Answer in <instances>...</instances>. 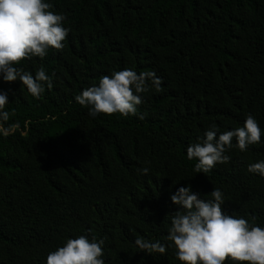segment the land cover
<instances>
[{"label": "trees", "instance_id": "trees-1", "mask_svg": "<svg viewBox=\"0 0 264 264\" xmlns=\"http://www.w3.org/2000/svg\"><path fill=\"white\" fill-rule=\"evenodd\" d=\"M46 2L65 16L64 47L15 67L42 68L51 89L36 99L0 79L17 125L0 136V264H45L80 235L104 240V264H181L165 236L183 186L201 199L220 189L223 214L264 227V178L247 171L264 160V0ZM124 68L155 72L160 91L148 81L135 115L90 117L74 97ZM249 114L261 142L241 152L233 138L227 163L196 173L187 146ZM136 238L166 250L139 252Z\"/></svg>", "mask_w": 264, "mask_h": 264}, {"label": "clouds", "instance_id": "clouds-1", "mask_svg": "<svg viewBox=\"0 0 264 264\" xmlns=\"http://www.w3.org/2000/svg\"><path fill=\"white\" fill-rule=\"evenodd\" d=\"M46 0H0V79L4 82L20 81L33 97L38 99L45 86L51 89L50 77L41 68L34 75L15 67L31 57L43 58L49 49L61 50L69 29L63 26L65 16L51 11ZM151 87L159 92L161 80L155 72L137 74L130 68L102 76L98 85L87 87L74 97L76 103L88 109V115H135L142 102V94ZM7 95L0 92V136L10 135L17 125H5L9 112L5 111ZM142 118V116L138 117ZM261 129L249 114L243 126L218 134L215 124L203 133L202 141L186 148L189 160L195 159L194 171L207 173L218 163L230 159L226 150L234 147L241 152L249 145L261 142ZM147 173L148 169L140 170ZM247 171L264 178V160L249 164ZM210 198L201 199L189 186L177 188L170 196L177 211L169 215L170 226L165 240L167 247L175 249V258L181 264H264V227L251 224L242 217L223 214L224 196L213 188ZM139 252L163 254L165 244L144 238L133 241ZM104 240L93 235L68 239L51 251L45 264H104L101 258Z\"/></svg>", "mask_w": 264, "mask_h": 264}]
</instances>
